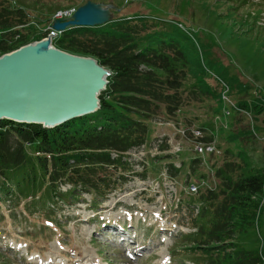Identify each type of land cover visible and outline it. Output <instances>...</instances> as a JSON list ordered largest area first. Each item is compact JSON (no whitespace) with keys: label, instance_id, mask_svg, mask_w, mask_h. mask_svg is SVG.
Listing matches in <instances>:
<instances>
[{"label":"rangeland","instance_id":"1","mask_svg":"<svg viewBox=\"0 0 264 264\" xmlns=\"http://www.w3.org/2000/svg\"><path fill=\"white\" fill-rule=\"evenodd\" d=\"M81 1L21 0L19 5L40 18L43 24L38 25L45 28L44 23L53 22L62 11H77L74 7ZM86 1L114 5L115 18L155 17L178 21L187 30L195 55L209 68L204 78L221 97L189 102L179 116L190 119L188 126L207 127L208 139L219 133L220 147L207 163L203 159L195 165L199 157L193 142L179 140L176 123L160 115L148 122V151H132L130 166L109 171L118 183L107 190L106 198L72 185H62L55 193L59 200L46 188L37 199L34 189L19 193L14 185L13 196L0 191V264L207 263L204 253L187 250V235L196 233L203 208L199 198L208 195L211 182L212 188H219L217 172L225 162L235 161L246 170L264 169V113L234 110L226 120L219 117L227 108L225 94L236 108L241 101L264 106V0ZM226 72L237 78L235 83L225 78L226 83H220L218 78ZM164 135L168 139L160 147L156 141ZM183 145L186 150L175 155ZM28 151L32 155L31 148ZM204 179L201 193L190 194L191 183ZM257 225L264 258V214Z\"/></svg>","mask_w":264,"mask_h":264},{"label":"trees","instance_id":"2","mask_svg":"<svg viewBox=\"0 0 264 264\" xmlns=\"http://www.w3.org/2000/svg\"><path fill=\"white\" fill-rule=\"evenodd\" d=\"M20 1L0 0V57L50 33L52 22L40 27V18H33ZM86 3L82 0L74 8ZM55 44L73 54L95 57L112 71L102 109L57 129L2 122V193L13 196L15 187L19 193L34 189L33 199H37L46 188L59 200L56 192L62 185H72L106 198L107 190L118 183L109 171L130 166V153L148 141L149 121L160 115L175 119L189 102L220 101L221 92L204 78L209 68L195 55L194 39L178 21L114 15L104 26L71 29ZM224 78L231 83L237 80L226 72L218 78L220 83H226ZM240 107L264 113L260 104L241 101ZM217 177L219 189L199 198L203 208L196 233L187 235L191 242L187 250L204 253L209 260L202 264H264L256 229L257 219L264 214V169L246 170L229 161Z\"/></svg>","mask_w":264,"mask_h":264},{"label":"water","instance_id":"3","mask_svg":"<svg viewBox=\"0 0 264 264\" xmlns=\"http://www.w3.org/2000/svg\"><path fill=\"white\" fill-rule=\"evenodd\" d=\"M116 7L89 1L57 19L48 37L0 57V126L4 121L57 129L102 109L112 71L95 57L62 50L55 39L75 28L110 23Z\"/></svg>","mask_w":264,"mask_h":264},{"label":"built area","instance_id":"4","mask_svg":"<svg viewBox=\"0 0 264 264\" xmlns=\"http://www.w3.org/2000/svg\"><path fill=\"white\" fill-rule=\"evenodd\" d=\"M71 14H72V13L67 12V13L61 14L60 17H68V16H70ZM200 134H201L200 132H197V135H200ZM198 150H199L201 153H204V152H205V148H204L203 146L198 147ZM207 151H208V152H213V151H215V146H212V145L208 146ZM193 191L197 192V191H198V187L194 186V187H193Z\"/></svg>","mask_w":264,"mask_h":264},{"label":"bare ground","instance_id":"5","mask_svg":"<svg viewBox=\"0 0 264 264\" xmlns=\"http://www.w3.org/2000/svg\"><path fill=\"white\" fill-rule=\"evenodd\" d=\"M61 14H64V13H61Z\"/></svg>","mask_w":264,"mask_h":264}]
</instances>
